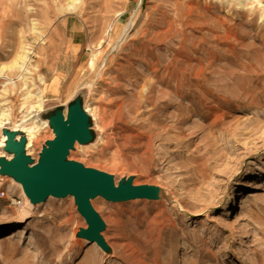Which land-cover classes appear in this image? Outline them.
Instances as JSON below:
<instances>
[{
    "label": "rangeland",
    "instance_id": "obj_1",
    "mask_svg": "<svg viewBox=\"0 0 264 264\" xmlns=\"http://www.w3.org/2000/svg\"><path fill=\"white\" fill-rule=\"evenodd\" d=\"M255 6L0 0V104L10 127L29 113V91L43 95L44 110L82 92L99 137L68 159L115 183L133 176L160 187L180 207L91 200L108 256L75 238L87 226L72 197L39 204L24 221L23 205L0 200V238L23 229L0 246V264H264V15ZM225 31L236 37L231 52ZM210 107L223 114L214 127ZM53 137L41 129L27 152L37 160ZM11 183L3 180L8 197L23 199Z\"/></svg>",
    "mask_w": 264,
    "mask_h": 264
},
{
    "label": "water",
    "instance_id": "obj_2",
    "mask_svg": "<svg viewBox=\"0 0 264 264\" xmlns=\"http://www.w3.org/2000/svg\"><path fill=\"white\" fill-rule=\"evenodd\" d=\"M38 118L47 121L54 137L42 144L36 161L27 153L25 132L2 129L5 141L0 148V178H11L19 184L32 206L46 202L49 197H72L77 213L87 226L77 231L76 239L95 243L108 256L112 254L102 236L105 223L91 205V200L96 198L110 203L165 200L172 204L167 191L160 187L136 185L133 176L115 183L112 175L68 159L75 144L89 146L98 137L93 120L84 108V93H77L66 105L43 110Z\"/></svg>",
    "mask_w": 264,
    "mask_h": 264
},
{
    "label": "bare ground",
    "instance_id": "obj_3",
    "mask_svg": "<svg viewBox=\"0 0 264 264\" xmlns=\"http://www.w3.org/2000/svg\"><path fill=\"white\" fill-rule=\"evenodd\" d=\"M254 3H256V6H255V9L256 11H259L260 12V16H263L264 15V6H262L261 4V1L260 0H253ZM225 2V1H224ZM72 8V5H70ZM74 6V5H73ZM202 14V13H201ZM240 14V13H239ZM221 23V22H220ZM260 28V27H259ZM229 29V28H228ZM227 29V30H228ZM232 31V30H231ZM226 32V31H225ZM234 34V33H233ZM220 35V34H219ZM224 35V34H223ZM239 41V40H238ZM221 42L229 47V51L231 52V50L233 49V43L236 42V37L234 35H231L230 33L226 32L224 37L221 38ZM220 49V48H219ZM227 49V48H226ZM264 50V49H263ZM208 52V51H207ZM233 53V52H232ZM212 54V53H211ZM145 56V54H144ZM208 57V56H207ZM27 58V55L24 53L22 54L18 59V61H22L24 62V60H26ZM94 58V57H93ZM19 63V62H18ZM91 68L94 67V61L91 60ZM251 68V67H250ZM168 80L169 77H167ZM164 79V78H162ZM166 81V80H165ZM6 91V90H5ZM5 93V92H3ZM29 93L28 96H26V98H24V104H27L29 107L28 111L29 113L26 115V116H23L22 118V121L20 123H13L11 124V127L10 125L8 124L10 119L12 118L11 116V113L10 111L5 107L4 104H0V148L3 146V142L5 141V137L2 135V129L5 128V127H8L10 129H13V130H19V131H23L26 133L27 135V138H28V142H27V148H30L31 145H32V141L34 138H36L38 136V134L40 133L41 129L43 130L44 128L45 129H49L48 128V123L47 121H43V120H40L38 118V114L40 112H42L44 110V105H43V101H44V97L42 94H40L39 92H36L34 94H32L30 91L27 92ZM4 95V94H3ZM33 99L31 102H29V100ZM88 108V107H87ZM86 109V108H85ZM86 111V110H85ZM88 111H91L90 109H87V113ZM93 113V111H92ZM90 114V113H89ZM218 110H216L215 108H209V111H208V115L209 116H212V117H215L214 120H212V122H210V126L211 127H214L216 126L218 123H219V120L223 117V114H218ZM91 115V114H90ZM92 116H94L92 114ZM39 120H38V119ZM92 118V117H91ZM93 120V119H92ZM99 123L106 128V126L108 127L107 124H105L104 120L100 117L99 119ZM29 121H31L30 123H28ZM28 123V124H27ZM98 124V123H97ZM98 127V126H97ZM102 127V128H103ZM100 128V129H102ZM98 129V128H97ZM50 130V129H49ZM104 130V129H103ZM102 130V131H103ZM51 131V130H50ZM52 132V131H51ZM45 133V132H44ZM99 137V135H98ZM39 140V139H38ZM98 140V138H97ZM96 143V142H95ZM94 144V143H93ZM91 144V145H93ZM103 144V143H102ZM78 144H75V150H78V147H77ZM89 145V146H91ZM83 147V146H81ZM84 147H88V146H84ZM32 150V149H31ZM28 151V150H27ZM28 153V152H27ZM29 155V153H28ZM0 156H2V154H0ZM10 159V157L8 158ZM74 159V158H73ZM70 160V159H69ZM232 160V159H230ZM36 161V160H35ZM6 178H4L3 180H5ZM264 179H262L263 181ZM261 181V182H262ZM11 185H17L20 189V193H21V196L23 197V208L21 210V215H20V219L22 221L30 218V215H32V212L34 209L38 208L40 205L38 204V206H32L29 204V201L27 200V198L25 197L23 191H22V188L19 184L15 183L12 179H11ZM263 186V185H262ZM17 187V188H18ZM248 197H256V194L255 192H250L248 193ZM55 198L54 197H49L48 198V201L49 200H54ZM246 201V198L243 199V202L240 204V209H243V204L245 203ZM172 206L173 207H177L178 209L180 208L177 203L175 201L172 200ZM23 233V229L22 228H18V229H15L13 230L11 233L3 236L0 238V246L2 245V243L6 242V241H9L10 239H13L17 236H19L20 234ZM108 244V243H107ZM94 245V244H93ZM110 245V244H109Z\"/></svg>",
    "mask_w": 264,
    "mask_h": 264
},
{
    "label": "built area",
    "instance_id": "obj_4",
    "mask_svg": "<svg viewBox=\"0 0 264 264\" xmlns=\"http://www.w3.org/2000/svg\"><path fill=\"white\" fill-rule=\"evenodd\" d=\"M3 179L0 178V200L6 199L10 205H23V199H20V197H8L6 190L3 188Z\"/></svg>",
    "mask_w": 264,
    "mask_h": 264
}]
</instances>
